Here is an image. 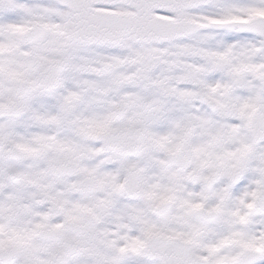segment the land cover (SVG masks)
I'll list each match as a JSON object with an SVG mask.
<instances>
[{
    "label": "snow or ice",
    "instance_id": "6c2138e0",
    "mask_svg": "<svg viewBox=\"0 0 264 264\" xmlns=\"http://www.w3.org/2000/svg\"><path fill=\"white\" fill-rule=\"evenodd\" d=\"M0 264H264V0H0Z\"/></svg>",
    "mask_w": 264,
    "mask_h": 264
}]
</instances>
